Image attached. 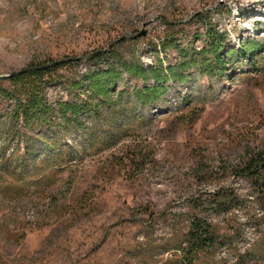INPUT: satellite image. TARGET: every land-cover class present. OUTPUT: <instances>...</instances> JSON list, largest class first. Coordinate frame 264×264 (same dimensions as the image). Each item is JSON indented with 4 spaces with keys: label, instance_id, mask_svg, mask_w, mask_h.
I'll return each instance as SVG.
<instances>
[{
    "label": "rangeland",
    "instance_id": "obj_1",
    "mask_svg": "<svg viewBox=\"0 0 264 264\" xmlns=\"http://www.w3.org/2000/svg\"><path fill=\"white\" fill-rule=\"evenodd\" d=\"M208 27L227 34L226 49L261 40L264 0H0V85L73 60L45 87L53 105L72 100L80 91L67 82L105 67L110 53L173 64L176 50L163 42L198 50ZM98 52L104 58L90 63ZM254 58L220 79L193 70L150 107L125 98L101 108L86 130L58 136L68 161L38 143H4L0 101V151L4 143L6 157L18 153L0 173V264H181L165 250L194 217L219 237L199 264H264V172H243L253 156L264 165V54ZM29 145L41 154L23 156ZM241 255L259 256L240 263Z\"/></svg>",
    "mask_w": 264,
    "mask_h": 264
},
{
    "label": "trees",
    "instance_id": "obj_2",
    "mask_svg": "<svg viewBox=\"0 0 264 264\" xmlns=\"http://www.w3.org/2000/svg\"><path fill=\"white\" fill-rule=\"evenodd\" d=\"M204 23L206 26L210 25L207 21ZM226 45L227 34L208 27L205 32V45L198 50L191 46L180 48L174 38L163 42L161 47L163 50L169 48L176 50L177 60L173 64H165L158 60L154 64L143 66L140 62L128 61L117 53H110L105 67H97L95 64L93 69H88L80 79L67 82L73 91L80 93L72 97V100L58 101L54 105L46 97L45 87L51 80L46 79V76L60 67L72 65L73 60L62 61L56 66H52L54 63L47 66H31L13 73L4 79L9 82L10 88L0 85V101L8 104L2 117L6 119L5 124L10 126L6 129L3 142L11 143L18 139V144L25 140L38 143L48 152L47 157L56 160L65 157L67 159L65 161H68L70 155L63 150L62 143H59L62 139L58 136L60 133L68 136L71 131L78 133L86 130L88 120L100 119L101 108L116 110L125 98H128V102L135 101L139 107H150L172 87L187 82V76L193 70L209 79H220L227 76L230 68L228 65L234 66L246 60L251 63L255 60V55L264 54V38L247 40L237 50L226 49ZM103 58L97 56L90 63L101 61ZM128 81L134 82L130 91L126 88ZM120 84L123 85L121 90ZM19 128L23 130L22 133H19ZM9 134H13L14 139H11ZM4 143L0 151V173L9 174V166L13 164L12 160L18 153L14 152L15 154L6 157L9 147L7 148ZM40 154V151L32 153L31 145L24 147L23 156L36 157ZM17 168L19 171L20 167ZM243 172L245 175L255 176L264 172V165L258 156H253L245 164ZM11 175L12 178L16 176L18 178L14 182L23 181L21 176L15 174V170ZM220 198L227 199V196L222 195ZM172 241L165 252L179 253L180 255L175 257L181 264H199L202 256L209 254L218 246L219 237L209 222L194 217L189 219L186 231L181 236H175ZM255 256L259 255H241L240 263L253 260ZM260 258H264V255H260Z\"/></svg>",
    "mask_w": 264,
    "mask_h": 264
},
{
    "label": "water",
    "instance_id": "obj_3",
    "mask_svg": "<svg viewBox=\"0 0 264 264\" xmlns=\"http://www.w3.org/2000/svg\"><path fill=\"white\" fill-rule=\"evenodd\" d=\"M143 35H144V33L142 32L141 34L137 35V37H139V36H143ZM100 54H103V52H98V53H96L95 55H93V57H91V58H94L95 56L100 55ZM60 63H61V62H56V63H54L52 66L59 65Z\"/></svg>",
    "mask_w": 264,
    "mask_h": 264
}]
</instances>
